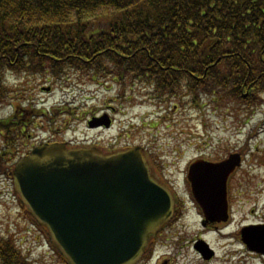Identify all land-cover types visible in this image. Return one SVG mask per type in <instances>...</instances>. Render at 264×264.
Instances as JSON below:
<instances>
[{"label": "trees", "instance_id": "trees-1", "mask_svg": "<svg viewBox=\"0 0 264 264\" xmlns=\"http://www.w3.org/2000/svg\"><path fill=\"white\" fill-rule=\"evenodd\" d=\"M68 69L196 106L202 94L255 99L264 92V0H0V102L12 92L7 71ZM20 122L29 123L24 113L0 120V170ZM16 243L0 233V264H30Z\"/></svg>", "mask_w": 264, "mask_h": 264}, {"label": "rangeland", "instance_id": "rangeland-1", "mask_svg": "<svg viewBox=\"0 0 264 264\" xmlns=\"http://www.w3.org/2000/svg\"><path fill=\"white\" fill-rule=\"evenodd\" d=\"M4 82L12 92L0 102V120H7L13 108L27 107L31 100L36 108L47 111L54 107H69L64 111L71 112L67 117L70 122L64 124L60 117L56 118L55 128L61 127L62 134L71 139L87 138L109 144L120 133L122 124L126 126L124 130L129 131L120 139L121 144L141 145L153 161L165 165L164 173L173 185L178 186L184 199L179 218L172 226L174 242L180 248L184 247L185 259L181 264H261L241 252L235 235L224 234L226 238H223L211 225H202L199 211L185 193L183 181L184 169L193 160L199 157L218 159L229 151H242L244 162L233 180L231 212L234 224L227 231L237 230L238 223L245 218L264 217V92H257L255 99L250 97L237 103L215 102L202 94L196 106L188 99H171L164 103V96L155 98V94L142 86L120 91L118 85L106 84L100 89L89 78L84 79L82 74L71 69L59 75L7 71ZM128 95L132 96L131 101L124 99L123 103L121 97ZM111 106L116 110H111ZM114 113L113 126L105 129L89 126L88 118L92 125L98 126L94 124L95 119H101L105 114L112 117ZM37 121L43 120L37 117ZM130 126L133 127L127 128ZM41 132V127L32 130L30 127L29 139L19 142V152L26 154L38 145L41 140L35 136ZM2 145L0 137V150ZM19 158L15 153L0 170V233L13 236L20 249L25 251L22 252L24 255L28 254L33 260L36 258L35 264H47L50 254L56 256L55 264H59L60 255L55 250L50 251L45 242L37 244L33 241L41 236L50 243V238L20 205L13 181L9 179L10 166ZM198 236L217 249L213 260H200L199 254L192 249L193 240ZM29 248H32L31 252H27Z\"/></svg>", "mask_w": 264, "mask_h": 264}, {"label": "water", "instance_id": "water-1", "mask_svg": "<svg viewBox=\"0 0 264 264\" xmlns=\"http://www.w3.org/2000/svg\"><path fill=\"white\" fill-rule=\"evenodd\" d=\"M240 164L232 154L191 166L193 192L207 217L228 212L225 179ZM195 172H217L221 180L217 186L193 178ZM12 176L21 201L69 264H135L174 214L173 193L154 175L142 146L107 153L45 143L22 157ZM252 228L251 248L264 253V227Z\"/></svg>", "mask_w": 264, "mask_h": 264}, {"label": "flooded vegetation", "instance_id": "flooded-vegetation-1", "mask_svg": "<svg viewBox=\"0 0 264 264\" xmlns=\"http://www.w3.org/2000/svg\"><path fill=\"white\" fill-rule=\"evenodd\" d=\"M111 108H112L111 110L113 111L116 110L112 106ZM114 117H116L115 113L112 114V117L110 115L108 116V114H105L103 118L96 119L95 122L98 124H101V126L95 127V128L96 129L108 128L106 126L107 123L113 126L115 124ZM88 121H90L89 118H88ZM119 129L122 131L124 129V126L121 124ZM61 130L62 128H58V130L56 128H50L49 129V133H50L49 140L53 138V141L66 142L69 146H73V147L74 146H90V147L100 146L108 152L114 151L119 148H125L127 146H130L127 143L121 144L120 139L121 137L124 136L122 132L118 134V136L113 140V142H109V144H104V142L103 143L99 141L92 142L93 140L89 141L87 140V138L82 139V140H79L77 138L71 139L65 136L64 134H62ZM231 153L229 151L228 154H224L222 158H218V159H214V158L209 159L206 157H199L193 160L192 162L198 160V162H200L202 165L206 164L205 161H209L212 163H220L224 159L228 158ZM235 153H240L242 164L239 167H236L235 170L232 173H230L225 179L226 199H227V204H228V212L226 214L222 216L219 214V215H214L213 217L212 216L207 217L205 213L203 212V210L198 206V203L194 197L192 187H191L192 182H191V174L189 172V169H190V165L192 162L188 166H186V168L184 169L185 177H184L183 182L185 185V188H184L185 193L188 195V198L191 201H193L195 207L199 211L200 220L204 227L211 225L212 228L218 233V235L223 238H226L224 234H226L227 236H229L230 233L235 235L236 236L235 240L237 244L239 245V247H241L240 248L241 252L242 253L245 252L246 254L253 257L257 261L261 262V264H264V253L258 252V250L251 248V246L254 247V245H252L254 244L253 236H251L252 231L254 230V228L252 227H255V226L264 227V217L257 219V220H248L245 218L238 223L236 227L237 230L227 231L228 228L232 224H234V219H233L234 214L231 212V201L233 197V180H234V176L238 173L239 169L243 165L244 157H245L242 151H235ZM148 159L153 167L154 172L163 180V182L166 183V185H168L173 190L175 194V198H176V208H175V213L171 221L162 230L158 231L157 234L151 235L143 256L135 264H181L182 261L185 259V254L183 251L184 247L180 248L177 245V243L174 242L175 235H172V231H173L172 226H173V223L177 221V219L179 218L178 216L181 213L180 209L182 208L184 199L181 196L180 192L177 190L178 186L176 187L175 185H173L172 182L167 178V175L164 173L166 170L164 171L163 169L164 171L163 172L161 169H158L162 167V164L160 162L153 161L149 157V155H148ZM163 166L165 167V165ZM219 175L220 174L217 172H214V174L213 173L208 174L207 172H203L199 174L195 172L192 174V177L195 179L198 178V179L205 180L204 182H207L209 180H211V182L214 181L215 184L217 183V186H218V183L221 180ZM47 247H49L50 251H52L51 246H47ZM191 247L196 253L199 254L200 260L211 261L217 256V249L213 247L205 238L201 236H198L197 238L193 240V244ZM261 251H263V249H261ZM39 257L37 256V258ZM55 257L56 256L54 254L52 255L50 254L49 261H47V264H55V261H56L54 260ZM35 260L36 258L34 260L33 258L29 259L31 264H35ZM42 261L43 260L41 259V262ZM60 261L61 262H59V264H68L67 261L62 257L60 258ZM237 264H241V263L238 262Z\"/></svg>", "mask_w": 264, "mask_h": 264}]
</instances>
